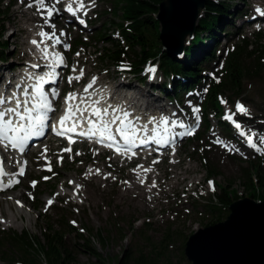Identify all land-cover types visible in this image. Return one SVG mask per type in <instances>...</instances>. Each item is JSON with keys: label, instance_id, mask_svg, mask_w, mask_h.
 Returning <instances> with one entry per match:
<instances>
[{"label": "rangeland", "instance_id": "obj_1", "mask_svg": "<svg viewBox=\"0 0 264 264\" xmlns=\"http://www.w3.org/2000/svg\"><path fill=\"white\" fill-rule=\"evenodd\" d=\"M29 2L30 0H0V13L5 12L1 15L6 19L3 42L7 41L8 46L4 61H0V75L5 70L26 66L25 63L33 61L29 54L30 45L25 41L28 23L38 28L44 25V21L37 12L27 7ZM87 5L89 7L85 19L88 21V29H83L75 17L71 19V24L68 23L70 18L66 15L63 18L56 16L50 21L51 24H58L60 28L57 35L65 33L63 41L69 45L67 49L64 44L60 48L65 51V57L71 64L67 69L68 76L63 79L64 84L68 83L69 76L78 75L80 68L84 69L85 78L81 87L77 84L70 86L75 91H81L93 77H96V90H99L100 83L109 82L112 83L111 86H115L121 78H126L128 83L159 96L163 106L177 109L180 117L186 120L193 114V108L202 105L208 83L224 78L223 60L234 51L243 77V90L239 94L228 93L223 96V101H226L223 103V115L225 117L234 114L246 133H255L256 148L250 147L246 139L234 135L230 129L221 128L217 125V120L209 117V126L203 135H199V140L195 137L204 130L202 125L193 138L178 143L176 153L171 158H155L158 163H153L154 160L147 161L144 168H151L152 175L146 180L145 174L149 172L144 173L143 169H137L138 165H143V160H109L107 156L86 150L84 145L77 146L70 154L62 152L57 143L41 144L39 156L32 153L26 155L25 158L29 159L30 164L19 186L0 195V210L4 218L14 217L16 221V224L10 227L0 224V229L18 233L25 230L32 237L41 239L40 229L44 219H51L50 223H54L58 215H63L66 224L82 232L81 239L74 237V234L63 238L72 260L71 264H97L84 252L82 245L86 239L90 240L91 248H95L108 260L106 264H115L124 251L130 254L151 252L156 258L171 264H189L184 256L187 240L192 234L207 228L212 219L210 216L201 215L195 202L199 199H213L218 195L228 200L227 194L233 191L239 200L250 198L249 192L243 187V176L247 171L257 181L258 178L253 172L254 165L260 171V179L264 184V143L260 140L264 137V22L255 19L257 9L264 12V0L232 2L231 17L227 18L229 23L223 26V29L230 31L227 35L217 32L218 37L214 44L216 51L213 60L209 61L201 73L203 81H199L200 84L192 90L193 92L180 98V104L172 99L167 100L170 92L168 88L165 93L155 91V87H159L163 82L159 72L156 75H148L147 78L154 77V80L150 81L148 78L149 80L146 79V83L140 86L137 78L110 68L108 62L102 63L99 57L105 45L100 36H113L115 30L110 22L117 21L110 15L112 4L109 0H95L94 5L92 0H89ZM29 15H34L33 22L27 20ZM15 31L18 32L17 50H14L12 41ZM79 37H82L89 47L78 48L79 56L77 53H68V49ZM242 41L248 45L235 49L236 46L243 47ZM186 43L188 44L187 40ZM210 44L212 40L208 43ZM171 48L175 49L173 45ZM97 52L98 55L93 56ZM176 57L182 59L183 53H178ZM73 66L77 68L74 74ZM77 82L75 80L74 83ZM170 94L174 98V95ZM237 102L248 109V115L237 112ZM218 139L223 143H216ZM45 146L48 151L42 155ZM76 152L81 154L76 155ZM61 156L63 162L59 163ZM76 161L80 163L74 165ZM171 163L178 164L172 168ZM49 165L51 171L47 170ZM130 166L133 168L129 169ZM11 167L14 169V163H11ZM185 168H190L191 171L180 175L186 179L180 183L174 172L179 174ZM97 169L99 174H96ZM134 169L137 171H133ZM42 172L50 174L49 183H43L47 179H38ZM137 172L145 179L144 184L137 179ZM209 172L214 173L213 177L208 178ZM106 176L108 178H105ZM153 180L157 186L150 189ZM33 181L37 186H31ZM77 185L80 186L79 189ZM80 189H83L85 197L78 194ZM49 200L52 201L51 204L48 203ZM165 238L166 241H162ZM161 241L164 242L162 247ZM8 251L5 242L0 241V258L2 253H7L10 258Z\"/></svg>", "mask_w": 264, "mask_h": 264}, {"label": "trees", "instance_id": "obj_2", "mask_svg": "<svg viewBox=\"0 0 264 264\" xmlns=\"http://www.w3.org/2000/svg\"><path fill=\"white\" fill-rule=\"evenodd\" d=\"M164 1L110 0L112 2L110 15L114 21H117L116 23L111 21L110 24L116 30L117 36L116 38L100 36L105 45L100 60L102 63L108 62L111 67L119 70L128 67L132 70L131 74L140 79L144 64L151 62L158 65L162 74L171 82L175 98H178L179 91L191 89L203 78L201 73L205 68L204 65L214 57L215 53L214 44L216 42L210 45L208 43L215 39L217 32L228 34L229 30L223 29V26L229 23L227 18L231 17V4L235 0H206L203 16L198 21L194 37L190 45L185 48V54L181 60L164 50L160 40L161 26L157 16L159 7ZM2 13L5 14V12ZM2 13H0V61H4V55L8 50L7 44L3 42L6 19L2 17ZM81 44L85 43L78 39L72 50H76ZM242 45L243 47L236 46L235 49L245 48L248 43L242 41ZM223 75L224 78L219 81L209 83L203 102V123L207 127L209 124L207 119L211 115L217 118L221 127H224L220 117L223 112L222 96L228 93L239 94L243 90V77L234 51L224 59ZM196 140H199V136L196 137ZM253 172L258 180L256 181L252 174H248L246 171L243 176V187L249 192L248 196L255 201H262L264 200V184L260 179V171L256 169V165H254ZM213 175L214 173H208V177ZM227 196L228 200H224L222 195H218L214 200H205L204 203L197 202L201 210L200 213L212 217L208 226L223 221L229 213V206L239 199L234 191L228 193ZM50 220L44 219L40 229L41 239L32 237L26 231L21 233L0 231V240L5 242L10 255L8 258L7 253H2L1 264H71L72 260L63 238L67 234H74L80 239L82 237L75 228L66 224L63 215H60L55 223H50ZM162 241L165 242L166 238ZM162 241L160 242L161 247L164 243ZM102 244L104 243L102 242ZM2 247L4 246L2 245ZM82 247L84 252L97 264L108 263V260L104 259L95 248L90 247L89 239L84 240ZM115 264L171 263L156 258L151 252L140 251L137 254H130V252L124 251Z\"/></svg>", "mask_w": 264, "mask_h": 264}, {"label": "snow or ice", "instance_id": "obj_3", "mask_svg": "<svg viewBox=\"0 0 264 264\" xmlns=\"http://www.w3.org/2000/svg\"><path fill=\"white\" fill-rule=\"evenodd\" d=\"M61 3V0H30L27 4L28 8L35 7L37 14L41 16L44 21V25H49L52 31L45 32L43 30L39 31L37 34L41 38L39 41L36 39L31 40V43L35 45L41 52L42 58L48 63L44 67L49 68L50 71L39 74L36 72L28 73V79L34 83L26 84L25 87L21 88L17 85L18 91H13L12 94L5 95L0 93V148H3L5 152L9 150H17L19 153H24L26 146L29 141L34 137H42L45 134V129L50 127L55 135L64 137L68 141V147L62 149V152L71 153L72 145L76 143L73 135L85 137L89 140H95L96 143L101 144L109 149H114L119 155H127L128 159L136 155L133 151L138 146L148 145L149 143H154L158 146H163L169 144L168 133L170 128L168 127L169 119L167 117L161 116L159 120L155 117L150 119L145 124H140V118L132 116L129 110L122 107H114L111 104L107 106H102L101 101L104 99L102 96L99 98H93L96 95L94 85L96 84V77L84 87L83 92L77 94L76 92H69L64 98V112L59 117L55 123L49 124L50 113L55 112L52 100L49 99V95L52 99L59 96V91L57 88L53 87L50 93L44 91L43 86L46 83L55 84V78L57 76L56 69L59 66L67 67L65 59L60 52L49 51L46 41H51V47L54 49L57 44H61V36L65 33L61 32L58 36L56 34L55 24H51L54 15H58L60 9L57 7ZM95 0H92V5H94ZM89 5H86L85 0H70L66 6V11L71 13L73 17H76L78 22L85 27L86 22L83 18L78 16V13H83L84 16L88 14ZM260 12V9H257ZM264 14V13H261ZM43 29V25L40 26ZM44 47H41V45ZM64 48L67 49L69 45L64 43ZM77 56L80 55L78 52ZM33 69L40 67L38 64L31 65ZM73 72L77 71V68L73 66ZM149 72H155L154 68H149ZM84 76V69H79V74L75 76L68 77V83L71 84L73 80L79 81ZM26 83V82H25ZM31 89V91H29ZM90 89L93 90L90 92ZM221 103H226V101H221ZM237 112L248 115V109L240 104L236 103ZM199 109L193 108V114L196 116L197 127L199 125ZM173 116L175 113L172 114ZM234 114L225 115L224 119L232 121L234 127L239 131V135L246 139L248 145L252 148H256L254 143L255 133H246L241 130L242 125L233 119ZM148 124H156L157 127L149 129ZM184 128L185 132L174 133V136H184L193 134V130L183 122H177L172 120L171 128ZM261 143H264V137L260 138ZM216 143H223L219 139L215 141ZM225 147H228L225 145ZM232 150V149H229ZM48 151L47 146L44 148V153ZM81 153L76 152V155ZM95 154V153H94ZM46 158V157H45ZM9 160L12 157L8 158ZM62 160L63 157L61 156ZM17 164H21L18 173H13L9 175L5 172V161L0 157V177L8 176L7 182L0 179V190L12 187L13 184H18L19 180L15 179L16 175H24L23 163L20 160L16 161ZM153 163H158L154 160ZM111 167V165H109ZM137 169H143L144 173L151 172V168H144L143 165H138ZM48 171H51V166H48ZM91 172V169L89 170ZM133 171H137L134 169ZM96 174H99V169L96 170ZM110 175V174H109ZM105 178H108L107 176ZM44 179H49V177H44ZM114 179V177H113ZM137 179L141 184L145 183V179L140 176L137 172ZM69 183H73L69 181ZM127 183V181H124ZM36 182H32V186L35 187ZM209 185H212V181H209ZM156 181L153 180L150 186L155 188ZM79 189V185L76 186ZM215 189L213 188V191ZM195 195V193H194ZM151 199V197H149ZM19 204L20 202L17 201ZM49 204L52 203L51 200L48 201Z\"/></svg>", "mask_w": 264, "mask_h": 264}, {"label": "water", "instance_id": "obj_4", "mask_svg": "<svg viewBox=\"0 0 264 264\" xmlns=\"http://www.w3.org/2000/svg\"><path fill=\"white\" fill-rule=\"evenodd\" d=\"M205 3L206 0H165L160 5V40L168 52L182 51L185 40L194 34ZM229 211L224 222L189 238L184 250L189 263L264 264V202L244 199L232 203Z\"/></svg>", "mask_w": 264, "mask_h": 264}, {"label": "bare ground", "instance_id": "obj_5", "mask_svg": "<svg viewBox=\"0 0 264 264\" xmlns=\"http://www.w3.org/2000/svg\"><path fill=\"white\" fill-rule=\"evenodd\" d=\"M69 2H70V0H68ZM89 0H85V3L87 4V2H88ZM67 6V5H66ZM30 10H32V11H34V12H36V9H35V7H33L32 9H30ZM16 16V14L15 15H13V17H12V19H14V17ZM36 16V15H35ZM60 16H62V13H60ZM87 16V15H86ZM86 16H83V17H86ZM54 17H55V15H54ZM71 17V16H70ZM255 18H257V19H259V18H264V14H256V16H255ZM84 19V18H83ZM27 20L29 21V22H33L34 20H35V18H34V15H29L28 16V18H27ZM70 20H71V18H70ZM55 21H57V20H55ZM72 22V20L70 21V23ZM173 24V23H172ZM56 26V34H57V30L60 28L59 26H58V24H56L55 25ZM174 26V25H173ZM177 28H180V26H177ZM176 28V29H177ZM41 30H43V31H45V32H51L52 31V29L51 28H48V26L46 25V26H44L43 27V29H41ZM17 37H18V32L17 31H15L14 33H13V35H12V41H13V44H14V46H15V48H14V50H17V44H18V42H17ZM48 41H50V40H48ZM61 41H62V43L61 44H64V42H63V36L61 37ZM42 46V45H41ZM42 47H44V45L42 46ZM167 47L170 49V46L167 44ZM27 65V64H26ZM1 69H2V67H1ZM1 71V70H0ZM87 75V74H86ZM3 80V78H1L0 77V81H2ZM114 80V79H113ZM113 82V81H112ZM110 84H112V83H110ZM96 85V84H95ZM94 85V86H95ZM128 85H130L127 81H126V78H121V80H120V82L118 83V84H115V86H113V92H112V94L110 95V94H108L109 92H107L106 93V97H111V99H110V101H111V104L114 106V107H118V103L121 101V97H122V94L120 93V90L121 89H123V88H125L126 86H128ZM91 90V89H90ZM102 90H105V88H102L101 90H98V91H96V95H98L99 93H105L104 91H102ZM141 95H142V97L143 98H146V99H149V104H148V100H147V105H148V107H149V110H151V111H153L154 113H163V114H169V115H171V113L169 112L170 110H173V109H175V108H171V109H168V107H166V106H163L162 104H161V100H159V96H157V95H153V94H151V92H150V90H141ZM152 95H153V99H152ZM102 97L104 96V95H101ZM100 96V97H101ZM152 99V100H151ZM151 100V101H150ZM113 102V103H112ZM174 113H175V115L174 116H172V117H177V116H180L179 115V111L177 110V109H175V111H173ZM147 162V160H145V163ZM178 163H171V167L173 168L175 165H177ZM191 171V169L190 168H185L184 170H181V173H176V172H174L175 173V178L177 179V181L178 182H180V183H183L186 179L185 178H183V177H180V175H184L187 171ZM146 176H145V179L146 180H148L149 178H150V176L152 175V171L151 172H149V173H147V174H145ZM78 192V194H80L82 197H85V193L83 192V189H80L79 191H77ZM1 202V201H0ZM0 223L2 224V225H4V226H8V227H10V226H14L15 224H16V221H14V217H10L9 219H5L4 218V216H3V214H2V212H1V210H0ZM263 230H264V228H263Z\"/></svg>", "mask_w": 264, "mask_h": 264}]
</instances>
